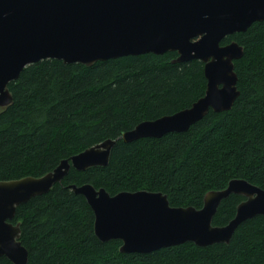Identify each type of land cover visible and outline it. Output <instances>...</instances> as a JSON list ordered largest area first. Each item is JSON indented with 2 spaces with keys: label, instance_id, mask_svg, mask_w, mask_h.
<instances>
[{
  "label": "trees",
  "instance_id": "1",
  "mask_svg": "<svg viewBox=\"0 0 264 264\" xmlns=\"http://www.w3.org/2000/svg\"><path fill=\"white\" fill-rule=\"evenodd\" d=\"M244 49L236 61L239 98L231 111L212 110L185 133L125 143L144 121L190 108L205 96L204 64H173L177 53L146 54L88 68L46 60L27 67L8 89L12 104L0 112V182L42 177L63 161L116 141L110 163L69 174L53 190L17 210L28 264H264V217L239 226L229 245L188 243L150 254H122L121 241L95 236V217L73 186L92 185L112 196L147 191L172 207L202 209L211 191L246 180L264 190V22L227 37ZM244 198L230 196L213 220L226 226ZM0 264H12L1 257Z\"/></svg>",
  "mask_w": 264,
  "mask_h": 264
},
{
  "label": "water",
  "instance_id": "2",
  "mask_svg": "<svg viewBox=\"0 0 264 264\" xmlns=\"http://www.w3.org/2000/svg\"><path fill=\"white\" fill-rule=\"evenodd\" d=\"M264 22V0H0V108L13 102L8 89L29 66L46 60L88 68L97 63L146 54L177 53L173 64L201 61L207 89L190 108L154 121H144L121 139H159L185 133L206 117L231 111L240 96L235 62L244 49L229 36ZM116 145L106 140L39 177L0 182V258L28 264L17 210L50 193L71 168L84 172L105 168ZM94 213L95 236L103 243L121 241L122 254H150L194 244L207 248L229 245L244 222L264 217V190L246 180H232L224 190L204 197L202 209L176 208L162 193L122 192L112 196L92 185L73 186ZM244 198L232 221L216 227L213 220L223 201Z\"/></svg>",
  "mask_w": 264,
  "mask_h": 264
},
{
  "label": "rangeland",
  "instance_id": "3",
  "mask_svg": "<svg viewBox=\"0 0 264 264\" xmlns=\"http://www.w3.org/2000/svg\"><path fill=\"white\" fill-rule=\"evenodd\" d=\"M0 112H1V108H0Z\"/></svg>",
  "mask_w": 264,
  "mask_h": 264
}]
</instances>
